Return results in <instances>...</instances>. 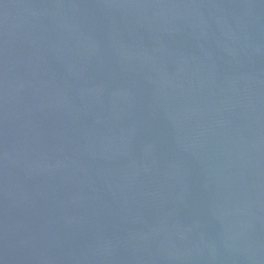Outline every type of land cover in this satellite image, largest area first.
I'll return each instance as SVG.
<instances>
[{"label": "water", "instance_id": "95a60500", "mask_svg": "<svg viewBox=\"0 0 264 264\" xmlns=\"http://www.w3.org/2000/svg\"><path fill=\"white\" fill-rule=\"evenodd\" d=\"M9 264H264V0H37Z\"/></svg>", "mask_w": 264, "mask_h": 264}]
</instances>
